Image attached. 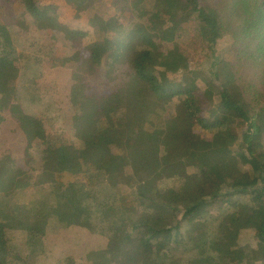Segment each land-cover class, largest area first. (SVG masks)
<instances>
[{"label": "trees", "instance_id": "trees-1", "mask_svg": "<svg viewBox=\"0 0 264 264\" xmlns=\"http://www.w3.org/2000/svg\"><path fill=\"white\" fill-rule=\"evenodd\" d=\"M22 1L0 19V112L25 139L24 164L0 155V264H264V77L252 100L236 60L264 74V0H235L233 21L220 0H73L101 36L88 44L49 0ZM231 33L256 54L228 60ZM56 68L71 71V153L20 91L53 112ZM57 225L78 245L60 256Z\"/></svg>", "mask_w": 264, "mask_h": 264}, {"label": "rangeland", "instance_id": "rangeland-1", "mask_svg": "<svg viewBox=\"0 0 264 264\" xmlns=\"http://www.w3.org/2000/svg\"><path fill=\"white\" fill-rule=\"evenodd\" d=\"M51 4H54L56 6V12H52V16L56 15L58 17V21L61 24H72L74 23L77 27V30L80 31V36L82 38V41L84 44H88L91 42L92 39L95 38H100V34L96 31L93 30V22L92 18L84 19L77 17V8H75V3L73 0H49ZM100 1V0H97ZM109 2V4L117 9L118 11L123 8L125 10L128 6L129 0H106ZM222 4H224L223 9L226 10L227 12L226 15L229 17L228 19L234 20L235 15H232L233 9L231 11V8H234L235 5V0H220ZM227 4H228V10H227ZM0 19L2 20V23H4L5 26H8L13 19L14 16L18 17H23L22 15V8H25L24 2L22 0H0ZM235 12V11H234ZM238 12V10H237ZM236 13V12H235ZM243 13H240L241 18H243ZM239 16V18H240ZM138 18H133L132 20H137ZM242 22H235L236 25H240ZM233 25L231 22H226V26ZM233 33L228 35V38L230 37L229 42L225 43V46L229 47L231 49L230 53L227 54V59L232 58H237L236 56H239V51H240V56L243 55V57H246V54L254 53L256 54L257 49L253 48V44H250V41L254 43V38L249 39L250 41L245 44L246 40H241L238 41L237 38L232 36ZM258 41V40H257ZM233 43H236V46H233ZM168 44V43H164ZM183 49L186 51L187 54H189L188 58L191 60L192 65L197 64V61H199V58L201 57V46H198L196 43H186L184 42L183 44ZM235 48V49H234ZM232 49L234 53H232ZM236 50V54H235ZM232 53V54H231ZM226 54V53H225ZM231 56V57H230ZM236 59L241 62L239 66V74H241L242 78L239 81V84L244 88V90H247V94L249 95V98L253 100L254 98V92H255V87H261V80L262 77H264L263 72H260V66L258 65L257 67L259 68H248V63L246 62L247 60L245 59ZM124 66H118L117 72V77L114 78L113 80L109 81L108 83L111 85L113 83L120 84L123 79H125L124 76V71L126 70L123 68ZM253 73H252V72ZM112 72L111 74H113ZM170 74V73H169ZM172 74V73H171ZM178 74L176 78L179 77V73H174ZM170 75L169 77L173 78V75ZM46 77V82L43 83L42 85V90L43 93L49 96L50 101L53 103V112H36L34 110V105H30V107L27 105V102L25 101L24 94L22 92V89H20L21 94L24 98V108L28 110L26 113H33L36 116L41 117L46 116L47 114H50L51 124L53 125V131H57L61 135V146L66 149L69 153H71V139L69 136V126L71 122V117L68 116V108L71 105L72 97L69 96V92H71L70 87H71V71L68 69L64 68H56L52 69L49 71ZM45 75V76H46ZM177 80V79H176ZM91 92H98L100 89L103 88V86L95 81H92L91 83ZM68 95V97H67ZM48 99V100H49ZM55 103V104H54ZM33 110L34 112H32ZM39 110V109H38ZM44 110V109H42ZM54 113V114H53ZM4 119H0V155L4 152H11V154L15 157L16 161L18 163L24 164V145H25V139H24V134L22 130L19 128L17 123L11 118L9 112H0ZM59 114V118L55 119V116ZM144 158V155H143ZM149 155L145 154L144 162L148 163L149 160ZM156 161H152V163H155ZM7 177L5 180V183L7 184ZM166 185V183H164ZM163 184V186H165ZM31 192V191H29ZM29 194H27L28 196ZM26 196V195H25ZM24 195L21 196L20 199H27ZM29 197V196H28ZM55 203V202H54ZM69 217L65 214H61L59 216V224H63ZM6 220V219H5ZM56 220V219H55ZM57 226H53V237L54 241L59 242L57 246L54 248L53 252L56 255H63L65 252L69 251L68 249L72 241H69L68 237V231H66L63 226L59 228V230L56 231ZM52 231V230H51ZM74 244V243H72ZM76 247L78 245L75 243L74 244Z\"/></svg>", "mask_w": 264, "mask_h": 264}]
</instances>
